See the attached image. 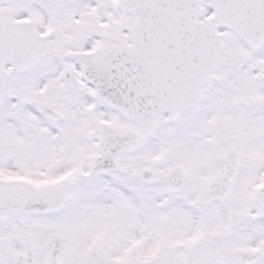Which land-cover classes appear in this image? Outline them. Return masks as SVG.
I'll return each mask as SVG.
<instances>
[{
	"label": "snow or ice",
	"instance_id": "1",
	"mask_svg": "<svg viewBox=\"0 0 264 264\" xmlns=\"http://www.w3.org/2000/svg\"><path fill=\"white\" fill-rule=\"evenodd\" d=\"M0 264H264V0H0Z\"/></svg>",
	"mask_w": 264,
	"mask_h": 264
}]
</instances>
